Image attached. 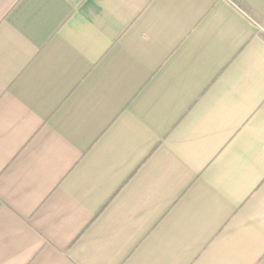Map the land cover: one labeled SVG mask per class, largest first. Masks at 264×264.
Returning <instances> with one entry per match:
<instances>
[{"label": "crops", "instance_id": "crops-1", "mask_svg": "<svg viewBox=\"0 0 264 264\" xmlns=\"http://www.w3.org/2000/svg\"><path fill=\"white\" fill-rule=\"evenodd\" d=\"M240 1L0 0V264H264Z\"/></svg>", "mask_w": 264, "mask_h": 264}, {"label": "trees", "instance_id": "trees-1", "mask_svg": "<svg viewBox=\"0 0 264 264\" xmlns=\"http://www.w3.org/2000/svg\"><path fill=\"white\" fill-rule=\"evenodd\" d=\"M233 1H234V0H233ZM235 1H238V5H240V7H244V8H246V10H247L248 12H250V13L253 14V12L251 11V9H250L249 7H247L244 3H242L240 0H235ZM261 21H262V19H261Z\"/></svg>", "mask_w": 264, "mask_h": 264}]
</instances>
